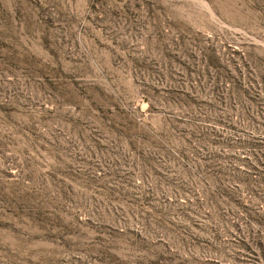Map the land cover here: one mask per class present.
Here are the masks:
<instances>
[{"label": "rangeland", "instance_id": "1", "mask_svg": "<svg viewBox=\"0 0 264 264\" xmlns=\"http://www.w3.org/2000/svg\"><path fill=\"white\" fill-rule=\"evenodd\" d=\"M258 152L264 0H0V264H264Z\"/></svg>", "mask_w": 264, "mask_h": 264}, {"label": "trees", "instance_id": "2", "mask_svg": "<svg viewBox=\"0 0 264 264\" xmlns=\"http://www.w3.org/2000/svg\"><path fill=\"white\" fill-rule=\"evenodd\" d=\"M256 147H251L253 152H255ZM238 158H236L238 162H232L233 164H231V167L238 173L237 177H234L231 182H234L235 186L239 187L241 191L250 192L257 204L264 205V153L258 152L249 164L244 159ZM245 163L246 167L243 166ZM216 188L220 194H223V183H219Z\"/></svg>", "mask_w": 264, "mask_h": 264}]
</instances>
